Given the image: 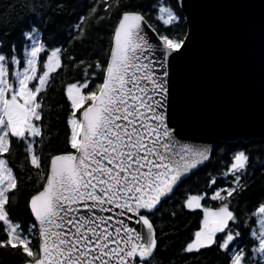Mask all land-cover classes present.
Listing matches in <instances>:
<instances>
[{"label":"snow or ice","instance_id":"obj_1","mask_svg":"<svg viewBox=\"0 0 264 264\" xmlns=\"http://www.w3.org/2000/svg\"><path fill=\"white\" fill-rule=\"evenodd\" d=\"M102 3L105 11L119 6V0ZM96 11L91 8L89 16ZM157 11L165 26L181 19L162 0ZM87 18L81 17L74 28L82 31ZM145 24L140 13H122L108 61L88 65L101 73L102 82L93 83L96 72L89 74L85 68L82 82L66 86L67 143L74 151L49 158L42 188L28 202L34 221L28 226L10 217L18 180L6 157L15 141L23 145L29 164L42 169L37 152L45 134L42 93L54 79L51 74L63 68V51L57 47L48 54L40 32L30 26L22 33L30 41L23 62L15 55V45L10 57L0 53V229L5 236L0 248H19L31 258L25 264H153L158 245L150 216L184 177L210 159L208 148L182 144L168 123L167 60L185 41L158 35L163 51L157 58ZM41 53L46 55L42 63ZM233 160L225 175L241 187L215 191L210 198L221 201L220 207L203 206L206 194L186 198L184 206L201 209L203 216L184 252L200 253L215 245L228 254L229 264H256L257 259L264 261V204L252 213L259 218L249 229L256 242L249 252L239 247L241 232L233 227L239 218L229 200L244 188L249 156L240 151ZM215 183L211 179L209 186Z\"/></svg>","mask_w":264,"mask_h":264},{"label":"trees","instance_id":"obj_2","mask_svg":"<svg viewBox=\"0 0 264 264\" xmlns=\"http://www.w3.org/2000/svg\"><path fill=\"white\" fill-rule=\"evenodd\" d=\"M108 2L112 3L113 0ZM160 2L161 0H119L118 7L114 6L105 11L102 0H0V53L10 57L13 55L12 46L15 45V55L23 62V49L30 42L22 33L30 31L31 26L40 32L41 42L49 50L48 54L57 47L62 49L61 59L64 65L61 70L51 74L54 79L50 80L46 92L42 93L45 112L40 123L45 134L37 149L41 156L42 169L36 170L29 164L23 145L15 141L10 157H6L18 180V188L9 206L12 220L20 222L22 226L34 222L28 202L42 188L49 158L74 151L67 143L70 108L65 97V88L74 82H82L85 68L89 74L96 72L93 83L102 82L101 73L95 68H88V65H95L97 62L105 65L108 61L113 47L114 31L121 14L141 13L161 36L177 41L185 39L188 27L178 1L162 0L165 6L172 7L181 17L178 23L170 26H165L157 19V5ZM93 7L97 11L95 15L89 16ZM81 17H88L83 22L82 31L74 28ZM45 59L46 55L41 53L40 62ZM81 61L84 63L81 64ZM238 151H244L249 156V163L242 180L244 189L240 194L229 198L230 206L232 203L238 215L244 216L261 201L264 203V139L219 144L210 162L185 180L174 195L163 202L159 211L150 216L158 240L153 264H229L228 254L215 245L201 250L200 253L184 252L187 243L193 239L194 232L200 229L203 216L201 209L190 210L184 204L189 195L206 193L208 197L204 199L203 205L220 207L221 201L212 200L210 197L218 189H225L230 185L232 176H226L225 173ZM41 171L44 175L39 174ZM211 179H215L216 183L209 186ZM4 238L0 229V239ZM36 244L37 240L33 239L32 245ZM28 259L31 258L22 254L19 248H0V264H25Z\"/></svg>","mask_w":264,"mask_h":264},{"label":"water","instance_id":"obj_3","mask_svg":"<svg viewBox=\"0 0 264 264\" xmlns=\"http://www.w3.org/2000/svg\"><path fill=\"white\" fill-rule=\"evenodd\" d=\"M177 1L188 31L182 50L167 60L168 123L182 144L208 148L210 159L170 197L219 144L264 139V0ZM145 21L159 58L161 34Z\"/></svg>","mask_w":264,"mask_h":264},{"label":"flooded vegetation","instance_id":"obj_4","mask_svg":"<svg viewBox=\"0 0 264 264\" xmlns=\"http://www.w3.org/2000/svg\"><path fill=\"white\" fill-rule=\"evenodd\" d=\"M234 186L235 187H241L240 185H235L234 184L233 177H232V179L230 181V185H228V188H231V187H234ZM240 192L241 191H239L237 193H234L233 196H236L238 193L240 194ZM262 204H264L263 201H261L258 205H256V207H254L250 212H248V213L246 212L247 213L246 215L239 216L238 213H237V210H235V207L231 203L230 209L233 210L236 213L237 217L239 218L238 219V224L233 226L234 228H237L241 232V242L239 243V247H244V248H246V250H248L255 243V241L253 240V238L249 234V229L256 226V220L259 217L258 216H253L252 213L254 211L258 210V207L260 205H262ZM221 235L222 234H217L218 238Z\"/></svg>","mask_w":264,"mask_h":264},{"label":"rangeland","instance_id":"obj_5","mask_svg":"<svg viewBox=\"0 0 264 264\" xmlns=\"http://www.w3.org/2000/svg\"><path fill=\"white\" fill-rule=\"evenodd\" d=\"M39 39L41 40V38H40V36H39ZM30 42V41H29ZM29 46H30V43H29ZM25 59H26V57H25ZM30 87H31V85H29ZM238 152H240V151H238ZM238 152H236L235 154H234V156L238 153ZM234 156H233V158H234ZM234 162V160L232 161V163ZM219 190V189H218ZM204 194H206V193H204ZM191 195H193V194H191ZM190 196V195H189ZM208 196H207V194L205 195V198H207ZM203 201L204 200H202L201 201V204L203 205ZM204 206V205H203ZM205 207H211V208H213V209H216L217 207H214L213 205H208V206H205ZM256 243V242H255ZM255 243L248 249L249 250V252H250V250H251V248L252 247H254L255 246ZM250 255H251V253H250ZM256 264H264V261H260L259 259H257V261H256Z\"/></svg>","mask_w":264,"mask_h":264}]
</instances>
